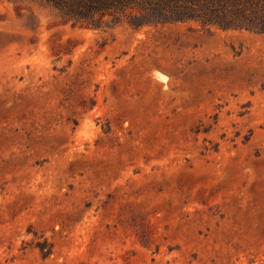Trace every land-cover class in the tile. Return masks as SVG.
I'll return each mask as SVG.
<instances>
[{
    "label": "rangeland",
    "instance_id": "1",
    "mask_svg": "<svg viewBox=\"0 0 264 264\" xmlns=\"http://www.w3.org/2000/svg\"><path fill=\"white\" fill-rule=\"evenodd\" d=\"M0 264H264V0H0Z\"/></svg>",
    "mask_w": 264,
    "mask_h": 264
},
{
    "label": "trees",
    "instance_id": "2",
    "mask_svg": "<svg viewBox=\"0 0 264 264\" xmlns=\"http://www.w3.org/2000/svg\"><path fill=\"white\" fill-rule=\"evenodd\" d=\"M100 3H102V2H100ZM148 4H150V3H148ZM152 5H154V4H150V6H152ZM205 23H206V21H205Z\"/></svg>",
    "mask_w": 264,
    "mask_h": 264
}]
</instances>
